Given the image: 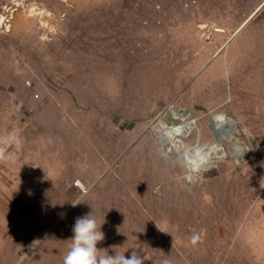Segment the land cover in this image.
Wrapping results in <instances>:
<instances>
[{
    "label": "rangeland",
    "instance_id": "374dc122",
    "mask_svg": "<svg viewBox=\"0 0 264 264\" xmlns=\"http://www.w3.org/2000/svg\"><path fill=\"white\" fill-rule=\"evenodd\" d=\"M0 191V264H64L91 212L133 264H264V0H0Z\"/></svg>",
    "mask_w": 264,
    "mask_h": 264
},
{
    "label": "clouds",
    "instance_id": "9594fccd",
    "mask_svg": "<svg viewBox=\"0 0 264 264\" xmlns=\"http://www.w3.org/2000/svg\"><path fill=\"white\" fill-rule=\"evenodd\" d=\"M4 159H11L4 157ZM63 216V214H61ZM101 226L97 224L93 213H88L78 217L72 228V237L69 250L64 257V264H133V262L121 254H109L107 250H102L97 245L104 240V233ZM195 243V239L193 240ZM104 251V255H100ZM135 264H141L136 260ZM165 264H169L165 261Z\"/></svg>",
    "mask_w": 264,
    "mask_h": 264
},
{
    "label": "bare ground",
    "instance_id": "6f19581e",
    "mask_svg": "<svg viewBox=\"0 0 264 264\" xmlns=\"http://www.w3.org/2000/svg\"><path fill=\"white\" fill-rule=\"evenodd\" d=\"M185 110L187 113H189L187 117L185 115ZM173 113L177 114L181 122L180 125L176 127H167L166 125H164V123L160 122L158 131H160L161 135L159 136V140L163 145L175 143V141H177L176 139L179 137H188L191 132L192 126H194L198 121L187 109H182L180 110V112ZM208 126L212 134L214 135L215 141L218 144H226L229 152H231L232 155L237 156L245 151L246 146L244 145L243 139L238 138L239 126L236 119L227 118L223 114H216L212 117ZM219 130L222 134L219 132ZM239 144L242 145V149L244 147V150L241 153ZM186 152H190V149L188 148Z\"/></svg>",
    "mask_w": 264,
    "mask_h": 264
},
{
    "label": "water",
    "instance_id": "95a60500",
    "mask_svg": "<svg viewBox=\"0 0 264 264\" xmlns=\"http://www.w3.org/2000/svg\"><path fill=\"white\" fill-rule=\"evenodd\" d=\"M160 122L164 123V125H166L167 127H176L180 125L181 121L177 114L173 113L172 110H167L166 112H164V114L161 115ZM157 129H159V127H157Z\"/></svg>",
    "mask_w": 264,
    "mask_h": 264
},
{
    "label": "crops",
    "instance_id": "0c3cea01",
    "mask_svg": "<svg viewBox=\"0 0 264 264\" xmlns=\"http://www.w3.org/2000/svg\"><path fill=\"white\" fill-rule=\"evenodd\" d=\"M194 148V147H193ZM192 148V146L190 147V153H191V150L193 149ZM40 175L39 174H34V173H30V172H28V174H27V177H28V179H29V183L31 184H33V183H35L34 181H32L31 179H32V177H39ZM40 185H42L41 184V182H40ZM1 192V191H0ZM1 194V193H0ZM7 194H8V199H7V204H6V207H7V209H9V210H14L15 208H16V206H18L17 205V203L16 202H13V201H11V199H12V193L11 192H9L8 191V193H6V196H7ZM14 198V197H13Z\"/></svg>",
    "mask_w": 264,
    "mask_h": 264
},
{
    "label": "built area",
    "instance_id": "2783aa9c",
    "mask_svg": "<svg viewBox=\"0 0 264 264\" xmlns=\"http://www.w3.org/2000/svg\"><path fill=\"white\" fill-rule=\"evenodd\" d=\"M224 115V114H223ZM214 115H212V117H213ZM225 117H227V118H234V119H236V121H237V123H238V126H239V133H238V138H244V136L247 134V131H246V129H244V128H242L241 126H240V123H239V120L236 118V117H233V116H231V117H229V116H226V115H224ZM212 119V118H211ZM197 120V119H196ZM192 131H193V128L191 129V132H190V134H189V136L188 137H186V138H182V137H179V138H177L176 140H177V142L178 141H184V140H186V139H189L190 138V136H191V134H192ZM190 149V148H189ZM204 178V177H203Z\"/></svg>",
    "mask_w": 264,
    "mask_h": 264
}]
</instances>
